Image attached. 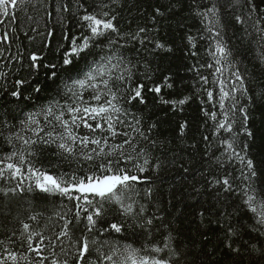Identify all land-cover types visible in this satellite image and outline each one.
<instances>
[{
    "label": "trees",
    "instance_id": "16d2710c",
    "mask_svg": "<svg viewBox=\"0 0 264 264\" xmlns=\"http://www.w3.org/2000/svg\"><path fill=\"white\" fill-rule=\"evenodd\" d=\"M211 2L118 0L114 4L111 0H103L109 5L103 10L109 11L110 16H116L114 23L121 36L109 34L117 39L113 49L104 48L103 53L99 48L92 51L98 59L100 55L111 54L115 48H120V55L133 74L132 81L126 82L127 87L143 85V103L136 100L125 106L140 119V127L148 136L141 146L146 149L149 164L147 170L139 174L140 182L133 186V198L138 201L134 211L139 212L142 205V216L121 215L118 206L106 204L103 219L107 223L120 222L124 228L119 234H104L101 239L119 241L121 245L131 244L140 249L145 244L163 248L165 238H168V249L159 254L151 253L149 249V253L169 259L172 264H264V225L256 223L237 191H225L222 186L210 183L213 178L231 174L233 188L241 184L237 161L225 162L221 166L226 157L221 155L223 146L220 140L229 139V135L217 133L214 136V125L218 121L204 114L212 110L219 113V106L215 101L208 102L203 91H197L201 87L197 71L210 81L205 88L219 91L217 85L211 84L214 69L206 67L213 62L208 55L213 50L209 48L208 33L204 31L201 18L195 15L197 7H210ZM214 2L220 8L222 35L231 51L229 59L244 76L248 96L251 97V101L246 96L240 97V106H247V123L239 112L235 116L238 150L243 149L245 143L249 145L247 156L253 160L257 172L255 186L264 193V95L261 94L264 90V64L257 58V35L252 28L255 20L264 16V0H253L252 5L241 0L240 5L232 7L229 6L232 0ZM100 3L101 0H18L15 9L10 7V15L0 14V36L5 32L10 35L7 43L0 41V49H3L0 71L7 73L6 79H0V121L7 119L17 124L23 113L43 105L55 94L60 79L53 83L44 71L38 76L31 75L28 54L42 52L54 60L58 55V45L70 44L65 36L88 34L86 22L81 17L87 13H99ZM252 6L257 10L251 12L249 19ZM237 15L243 16L246 23L238 24L235 20ZM140 28L146 31L137 40H131L127 34L136 33ZM49 31L52 36L48 35ZM189 36L194 38L195 47L189 42ZM107 39L102 38L98 43L104 45ZM157 43L162 47H157ZM79 67L87 70L83 60ZM232 70L235 69L225 71V76ZM75 71L69 69L73 75ZM67 74L61 73V76ZM17 79L39 83L42 90L39 94H32L28 101L14 98L10 91ZM157 85L161 88L159 93L153 91ZM185 97L190 99L183 105L174 107L171 103H164ZM181 124L185 125L183 129ZM242 126L252 132V137L240 131ZM11 150L0 137V157ZM35 150L38 156L34 160L38 167L58 165L57 171L76 167L59 160L54 155V147L37 144ZM14 184V181L0 180V188L13 187ZM62 204L75 211L74 201L69 202L58 195L50 196L38 191L15 196L10 194L9 197L0 194V240H7L15 233L13 248L24 251L22 241L17 238L22 231L20 220L31 223L34 228L37 224L43 228L48 217H52L58 227L60 222L53 212L67 211L61 207ZM41 212L43 216L38 222L27 219ZM149 219L152 220L150 225L145 223ZM106 226L104 223L97 225L98 228ZM229 227L234 230L231 236Z\"/></svg>",
    "mask_w": 264,
    "mask_h": 264
},
{
    "label": "snow or ice",
    "instance_id": "6c2138e0",
    "mask_svg": "<svg viewBox=\"0 0 264 264\" xmlns=\"http://www.w3.org/2000/svg\"><path fill=\"white\" fill-rule=\"evenodd\" d=\"M111 2L115 4L118 0ZM246 2L248 5L253 4V0ZM17 3L18 0H0V14L10 15V7L15 9ZM240 4L241 0H232L229 6ZM98 6L99 13H87L81 17L86 22L88 34L65 36L70 44L58 45V55L54 60L42 52L32 51L28 54L31 75L38 76L44 71L47 79L53 83L60 79L55 94L43 105L23 113L17 124L7 119L0 121V137L12 149L0 157V180L15 182L13 187L0 188V194L9 197L10 194L15 196L38 191L50 196L58 195L69 202L74 201L75 211L63 204L61 207L67 208V211H54L53 216L60 222L58 227L52 217H48V223L43 228L38 224L34 228L31 223L20 220L22 231L17 238L22 241L21 247L25 250H14L15 233L7 240H0V264H172L169 259L149 253V249L155 254L168 249V238H165L163 248L145 244L140 249L131 244L121 245L119 241L101 239L104 234H119L124 228L120 222L107 223L103 219L106 204L118 206L121 215L142 216V205L139 212L134 211L138 201L133 198V186L140 182L139 174L147 170L149 158L145 147L141 146L148 136L140 127V119L125 106L136 100L143 103V85L127 87L126 82L132 81L133 74L120 55V48H115L111 54H102L98 59L92 51L99 48L103 53L104 48L113 49L117 39L111 38L109 34L115 33L118 38L121 36L114 23L116 16H110L109 11L103 10L109 5L101 0ZM256 10L255 6L250 8L249 19L251 12ZM156 11L159 13V9ZM195 15L201 18L204 31L208 33L209 48L213 49L208 55L213 62L206 67L214 69L211 84L219 88L218 92H214L211 87L205 88L210 81L197 71L201 82L197 91H203L208 102L215 101L219 106V113L216 110L204 113L209 119L218 121L214 125L213 135L227 133L230 137L220 140L223 146L221 155L226 157L225 161H221V166L231 161H237L240 165L241 184L238 188H233L231 174L213 178L210 183L222 186L225 191H237L256 223L264 225V193L255 186L257 172L253 160L247 156L249 145L245 143L243 149L238 150V133L234 131L237 112L242 115L245 124L248 121L247 106H240V97L246 96L249 101L251 97L248 96L244 76L229 59L231 51L222 35L223 26L220 24L217 3L212 0L210 7H197ZM235 20L238 24L246 23L241 15H237ZM252 28L257 35V58L264 64V16L255 20ZM145 31L140 28L136 33L127 35L134 41ZM48 35L52 36L53 33L49 31ZM105 37L108 38L107 43L99 44L98 41ZM9 39L8 32L0 36V41L4 43ZM188 40L193 43L194 38L189 36ZM156 46L162 47L159 43ZM2 54L3 49H0ZM81 60L87 70L79 67ZM69 69H75V74L69 73ZM228 69L235 70L225 76ZM61 73L68 74L61 76ZM6 77L7 73L0 71V79ZM41 90L39 83L17 79L10 95L28 101L32 99V94H39ZM153 91L159 93L160 86H155ZM26 92L29 94L25 95ZM261 94L264 95V90H261ZM188 99L190 97L164 103H171L175 107L185 104ZM180 127L183 129L185 125L181 124ZM240 131L252 137L247 127L242 126ZM37 144L54 147V155L59 160L67 162L69 166L75 164L76 167L69 171H57L58 165L38 167L34 160L38 156L35 150ZM41 216L42 212L34 213L27 219L38 222ZM100 223L107 226L98 228ZM145 223L150 225L152 220ZM233 233L234 230L229 227V236Z\"/></svg>",
    "mask_w": 264,
    "mask_h": 264
}]
</instances>
